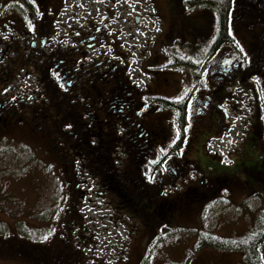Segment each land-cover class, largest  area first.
<instances>
[{"label":"flooded vegetation","instance_id":"obj_1","mask_svg":"<svg viewBox=\"0 0 264 264\" xmlns=\"http://www.w3.org/2000/svg\"><path fill=\"white\" fill-rule=\"evenodd\" d=\"M224 5H228V13L225 17L223 11L219 13L213 25L216 28L207 40V44H211L205 66L208 81L205 89L204 86L199 88L197 97L185 106L186 119L195 123V128L197 120L207 122L209 129H213L212 138L221 140L219 144L224 145L226 153L240 157L248 145L245 137L229 136L234 131V116L233 112L229 114L228 108H238L234 95L240 86L248 85L256 91L254 85L249 84L253 77L261 84L264 99V0H224ZM221 24L229 28L226 32L231 43L226 45L222 38L216 40ZM94 26L96 31L85 28L77 6L73 3V7L68 8L66 0H0V141H16L18 128H30V134L38 138L34 140L49 144L53 154L52 150L59 151L57 157L95 154L99 157L96 165L104 170L107 161L104 164L101 158L117 152L115 145L120 144L119 138L127 139L130 152L143 157L141 170L137 172L140 171V176L148 171L151 174L156 170L152 169L151 160L158 153V138L178 144L192 132L182 133L176 123L174 134L169 118L166 125L156 119L160 116L153 113L157 111L161 115L163 112L159 95L145 94L144 88L134 83L137 74L142 75L143 71L138 67V72L134 73L135 59L122 49L117 31L107 24L91 27ZM242 30L255 34V38L246 40ZM192 49L199 51V44ZM34 95H42L43 102L38 105L31 102ZM149 96L154 97L152 104ZM182 101L186 104L188 99ZM255 102L252 131L258 130L261 140L254 148H259L262 151L259 156L264 158V102L260 103L259 99ZM228 139L236 143L234 151L228 150ZM257 139L253 137L254 141ZM175 160L163 163L159 174L147 179L148 182L145 180V184L150 193L154 192L151 193L155 196L154 202L167 205L169 211L175 212L172 219H186L183 204L186 192L164 196L174 184L173 190L181 188L188 172L183 158ZM141 178L144 181L145 177ZM229 178L219 173H203L194 179L187 193L193 190V197L204 200L205 207L222 200L226 194L233 199L236 186ZM98 188L104 190L101 197L113 206L115 200L110 190L101 185ZM200 192L204 194L201 197ZM243 198L250 199V196L246 194ZM259 198H264V193ZM124 212L128 211L121 213ZM73 226L77 231L86 230L76 223ZM16 239L17 242L0 239V252L23 262L18 264L79 263L80 256L69 253L67 248H71L66 244L45 246Z\"/></svg>","mask_w":264,"mask_h":264},{"label":"rangeland","instance_id":"obj_2","mask_svg":"<svg viewBox=\"0 0 264 264\" xmlns=\"http://www.w3.org/2000/svg\"><path fill=\"white\" fill-rule=\"evenodd\" d=\"M185 1L66 0V4L68 8L73 7V3L77 6V14L85 28H93L96 31L97 28L91 27L92 25L105 26L107 24L110 29L117 31L119 34L117 39L122 49L135 59L134 73L138 72L141 62L145 66L146 61L150 60L149 51L152 56L157 55V60L155 59L148 66V68L153 66L155 79H146L148 83L152 80L148 86L146 85V89L149 87L146 93L152 94L153 92L166 96L163 88H166L168 94L173 95L174 93L171 87H163L168 82L174 83L175 77L172 76V71L182 70L191 74V70L186 71L187 67L179 62L185 60L187 65L196 66L198 57L190 50L193 47L190 41L193 39L195 43L196 37L201 38L202 31L207 29L205 25L213 20L214 11L212 9L208 11L205 2L196 3L194 8L187 9L185 6L191 7L192 5L185 4ZM95 17L97 19L92 21ZM133 19L137 24L133 22ZM200 44V55L206 62L208 60L207 51L210 52L211 44H207L205 40H202ZM161 68L168 69L167 73L161 71ZM33 80L34 77L31 81ZM134 83L145 87L140 78H136ZM198 93H200L199 90L195 89V84L191 82L185 93L177 91L174 97L167 99L176 101L187 97L191 101L197 97ZM235 98L238 100V105L243 107L233 117V126L239 129L240 125L251 121L250 110H254V98L253 93L249 92L238 97L235 95ZM33 101L38 105L39 102H43V96L36 95L33 100L31 99V102ZM170 110L171 123L177 128L175 112ZM153 114L159 115L157 111ZM246 127H248L247 124ZM201 128L205 131H195V135L193 134L195 139L192 137L186 141L189 137L186 136L180 150L183 152L185 149L184 158L195 160L203 172L221 173L237 181L241 186L235 188L234 200L226 194L222 200L209 206L207 214L202 209L203 213L198 218L194 216V220L189 217L180 219L181 223H175L167 216L159 215V224L162 226L156 225L157 222L149 221L153 213H149L143 219L139 212L140 217L135 212L130 213L129 221L135 225L132 236L129 231L130 224L124 218V214H113L112 210L119 212L122 208L118 210L110 206V203L101 197L104 190L98 188L102 182L99 183L97 177L101 175L108 180L112 177L101 166L96 165L94 155H90L91 161L88 158L83 160L77 155L73 159L75 160L73 169L77 170L76 172L81 171V173L75 172L73 183L77 184L76 189L81 190V193L78 195V202L74 208L78 215L68 217L65 221L68 216L72 184L69 183L62 163L50 151L46 142L34 140L38 138L30 134V128H18L20 130L15 131L16 141H0V239L4 238V241L8 242L16 241L18 238L45 246H52L54 243H61L63 246L66 244L71 248H67L68 252L80 256L78 264H242V251L223 249L220 251L212 247L200 248L217 245L225 249H238L247 241L248 235L244 234L252 227L251 224L255 222L259 210L264 208V198L260 200L253 198L254 196L262 197L264 193L262 191L264 186L259 182L260 179L264 181V172L261 173L262 171L258 170L264 167V158L259 156L262 151L254 148L261 139L254 141V135H250V131L248 133L245 131L250 142L243 155L234 161L212 158L209 162L204 156L207 154L211 157L208 152L206 153V144L198 137L202 134L200 136L202 140L203 136L208 131L212 133L213 129H209L205 121ZM208 136L212 138L214 134ZM163 145L159 143L157 147ZM234 145L236 143L228 144V146ZM115 151L120 154L126 153L121 143L118 146L115 145ZM175 154L173 152L170 158L176 157ZM84 161L88 166H82ZM116 162L120 166V171L123 169L128 171V162L122 155H117ZM84 169L94 172V174L91 172L92 179L87 172H84ZM252 169L254 170L249 173ZM193 171L196 177L201 174L197 169ZM193 183V178L185 176L181 188L173 190L174 184L167 190L166 193L169 194L164 196L173 197L178 193H185ZM143 184L146 185L144 182ZM244 187L247 188V192ZM148 192L150 193L149 189ZM151 193L154 194L153 191ZM245 194L251 198L246 200L247 203L242 202ZM152 197L155 198L154 195ZM221 203H225L226 206L219 207ZM135 205L133 203V206ZM146 208L147 210L153 209L152 206ZM219 208L224 211L218 210ZM135 209L142 211L139 205H136ZM103 215L105 217L101 219ZM79 221H83V224H79ZM75 223L80 229L86 228V230L77 231L73 226ZM147 224L153 226L155 233L151 248L146 247V236L150 233V230L145 231L149 227ZM18 263L23 262L0 252V264Z\"/></svg>","mask_w":264,"mask_h":264},{"label":"trees","instance_id":"obj_3","mask_svg":"<svg viewBox=\"0 0 264 264\" xmlns=\"http://www.w3.org/2000/svg\"><path fill=\"white\" fill-rule=\"evenodd\" d=\"M178 1L181 2V0H178ZM200 2L208 3L206 5L212 6L218 12L223 11L222 15H224V17H225V14L228 13L227 12L228 5H224V0H221L220 5L215 3V2L211 3L210 0H195V4L196 3H200ZM219 17H220V15H218V18ZM214 23H215L214 21H210L209 24L205 25V26H207V29L202 31V35L203 36H201V38L195 36L196 37L195 38V41H196L195 43L193 42V39L191 40L193 47L196 46V44H199L202 40H205V41L208 40V37H210L213 29L216 28V27L213 26ZM217 30L218 31H217V35H216V40H219L220 38H222L223 43H225V44H226V42L227 43H231L230 42L231 37L229 38L227 36L228 29L226 28L225 25L221 24V27L217 28ZM220 30H222V32H220ZM226 30H227V32H226ZM242 35H244L246 40H251V38H255L254 37L255 34H252L251 32H249L247 30H242ZM188 39H190V38H188ZM199 39H201V41ZM149 54H150L151 58H150V60L147 63L151 64L155 59L157 60V55L152 56L150 51H149ZM179 63L184 64L182 66H190V65H187L185 61L179 62ZM190 67H192V66H190ZM154 79H155V77H154ZM162 98H165V97L161 96L159 98V101H160V103H162L161 107H162L164 113L161 114V115L159 114L158 116H160V117L159 118L156 117V119L160 120L161 122H164L165 125H166L165 121H167L168 116H171V110L170 109L174 110L175 118H176L177 122L179 123L180 130L183 133L185 131V126L188 123L187 119H186V107H185L184 102H175L173 100H168V99L166 100V99H162ZM197 121H198V124H197L196 128L199 127L198 131H201V126H202L203 121L202 120H197ZM252 129H251V131H252ZM250 134L252 136L254 135L253 136L254 138H255V136H257V138H259V136H260V133H259L258 130H253ZM158 139L160 140V143H162V144H165L167 141H169V139L166 140V138H158ZM123 140L124 141H122L120 143L121 144L125 143V145L127 144L126 145V149H125L126 152H127L126 161L129 162L130 168L128 169V171L126 169H123L122 171H120V166L116 162V157H117L116 154H112L110 156H106V158H101V161L104 164L107 161V164H105L106 168L104 170L112 178L109 177L110 180H108V179L102 177L101 175H99L97 170H95L98 173V175H99L97 177L98 178V182L99 183L102 182L101 185L104 188L109 189L110 192L114 195L115 208H117L118 210H120V208H122L121 211H128L129 214L135 212L140 217V215L138 214V212H139V213H141V215H142L141 218H142V217H147L148 216L147 213H144V212H148L149 211V210H147L146 207L152 206L153 209L150 210V213H153V216H150L151 220H149V221H151L152 223L153 222H157L156 225H161V224H159V222H160V219L158 217L159 215L160 216L163 215V217H166V216L168 217L169 216V219H170L171 216H173L175 214V212L173 210L169 211V207L167 205H161L160 206V203L157 204L156 202L153 201L152 194H150L148 192V187L143 184L142 178L140 177L139 172H137L138 169H140V167L142 165L141 162L143 161V157L142 156H135L134 153L131 154V152H130L131 151V147H128L130 141L127 140V139L126 140L123 139ZM169 143L171 144V140H170ZM180 145H181V142H179L177 145H176V142H175L172 145V149L176 150L177 152H179L178 148H179ZM48 146H49V144H48ZM49 148H50V146H49ZM52 151L54 152L55 157L57 159H59L60 162L62 163V165L64 167V170H65V173H66V176L68 177L69 183L72 184L70 186L69 217H72L75 214L78 215V213H75L74 208H76L75 206H76V203L78 202V195H79V193H81V190H77L76 189L77 184L75 185L73 183V181L75 179V176H76L75 172L77 171V170L73 169V168H75L74 167L75 160H73L74 164L71 165L72 159H74V158H72V157L71 158L57 157L59 151L58 150H57V152H55V150H52ZM78 157L82 158L83 160L85 158H88L91 161V158L90 157H86L83 153H79ZM215 158L218 159L217 157H215ZM98 159H99V157H95L94 156V160L95 161L98 160ZM184 160H186V159H184ZM184 160H183V162H186L185 167L188 168V172L186 171L184 176L188 175L189 170L197 169V171H199L201 173L203 172L201 170L200 166L196 163V161L194 162V161H191V160H188V161H184ZM174 162H176V160H174ZM174 164L176 165V163H174ZM206 165H208V164H206ZM82 166L86 167L88 165L84 161L82 163ZM253 170L254 169L250 170L249 173H251ZM259 170L262 171L261 173H263L264 172V167L262 169H259ZM84 172H87L89 174L90 178L92 179L91 175H93L94 172L90 171L89 169H84ZM78 173H81V172H78ZM219 174H221V173H219ZM256 177L260 178L259 176H256ZM230 179L232 181H235L232 177H230L229 180ZM259 182H260V185H262V184L264 185V181L262 179H260ZM246 184H247V182H246ZM142 186H143V188H142ZM235 186L239 187L241 185L237 181H235ZM244 189L247 192V188L244 187ZM131 192H133V195H131ZM192 192H193V190L191 192H188V193L186 191L185 197L183 198V204H185V207H184L185 211L184 212H186V215L190 219L194 220V216L196 218H198V216L203 213L202 209L204 210L206 205L204 204L205 203L204 200H201V198L193 197L194 195H193ZM202 195H204L203 192H200L199 197H201ZM143 199H144V201H143ZM79 203H81V201ZM133 203H135L136 205L141 206L142 211L136 210L135 209L136 205L133 206ZM261 222H263V220ZM147 225L149 227H148V229L146 228L145 231H149L150 230V233L147 234V236H146V245H147V248H151V246H152L151 242L154 240L155 233H154L153 226L151 224H147ZM259 233H260L259 230H257L254 233L252 232L246 238L247 241L244 244H242V246L240 245L242 248L238 247L245 254L244 264H264L263 258L261 256L260 252L258 251L259 250V244L261 242L260 239L263 238V235L259 234ZM258 237H259V239H257ZM252 238L253 239H257V240L255 242H253V241H251ZM3 240H5V239L3 238ZM257 242H259L258 246H257ZM202 247H204V246H202Z\"/></svg>","mask_w":264,"mask_h":264},{"label":"crops","instance_id":"obj_4","mask_svg":"<svg viewBox=\"0 0 264 264\" xmlns=\"http://www.w3.org/2000/svg\"><path fill=\"white\" fill-rule=\"evenodd\" d=\"M206 155H207V154H206ZM207 156H208V155H207ZM242 259L245 260V259H244V253H243V255H242Z\"/></svg>","mask_w":264,"mask_h":264},{"label":"snow or ice","instance_id":"obj_5","mask_svg":"<svg viewBox=\"0 0 264 264\" xmlns=\"http://www.w3.org/2000/svg\"><path fill=\"white\" fill-rule=\"evenodd\" d=\"M33 2H34V0H33ZM117 2H119V0H117ZM185 131H187V129H185Z\"/></svg>","mask_w":264,"mask_h":264}]
</instances>
